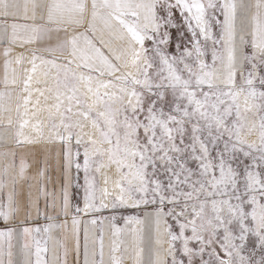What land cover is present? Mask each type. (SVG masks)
<instances>
[{
    "label": "snow or ice",
    "instance_id": "obj_1",
    "mask_svg": "<svg viewBox=\"0 0 264 264\" xmlns=\"http://www.w3.org/2000/svg\"><path fill=\"white\" fill-rule=\"evenodd\" d=\"M54 34L49 58L14 52ZM0 44V99L11 101L9 85L18 101L25 94L16 118L0 105V127L13 130L0 140L63 145L55 181L49 153L29 162L21 152L17 164L15 149L0 151V264H49L47 240L36 236L56 225L23 226L34 207L48 220L71 214L75 248L61 243L57 264L73 253L81 264L79 226L104 220L117 239L106 255L103 230L90 248L85 227L82 264H264V0H0ZM41 66L46 78L48 66L56 70L55 103L40 108L37 99L29 113L33 92L51 98L33 87ZM113 165L115 179L104 172L98 189L96 174ZM141 206L151 208L147 249ZM102 210L113 214L98 217ZM125 232L131 245L122 250Z\"/></svg>",
    "mask_w": 264,
    "mask_h": 264
},
{
    "label": "rangeland",
    "instance_id": "obj_2",
    "mask_svg": "<svg viewBox=\"0 0 264 264\" xmlns=\"http://www.w3.org/2000/svg\"><path fill=\"white\" fill-rule=\"evenodd\" d=\"M18 2H20L22 4V0H18ZM30 2H31V0H30ZM37 2H38V0H37ZM48 43H50L52 45H54L56 43L55 34L53 36V40L50 42L36 43L33 45H28L25 48L16 47V48H14V52L15 53L23 52L26 57L30 58L31 49L35 48L38 50V54L43 55L45 58H49V53L43 51V48ZM113 43L115 45H119L118 41L113 40ZM51 55L54 57H58L61 55V53L54 52ZM208 59L210 62V56L208 57ZM37 63L39 64V61ZM30 67H31V65L28 64L27 62H25L19 68V74L21 77V84L19 85L20 88L23 87L22 80H23V77L25 75L24 69L30 68ZM73 67H75V66L73 65ZM48 69H50V75H49V77L46 78L42 75V72L45 70L44 66H41L40 68H38L37 73L34 74V79L38 77L43 82L41 84L33 83V87L44 89L45 90L44 95L49 96L51 98L48 100H45L43 96H39L38 93L33 92L32 97H31V102L29 104V113H31V111H32V104H34L37 99H39V101H40V103H39V105H37V107H40V108L46 109L49 105H52L55 103V93L57 90L56 89V81H55L56 70L51 69V66H48ZM61 79H63V73H61ZM78 86H81V85L78 84ZM14 88H15L14 92H16V86H14ZM48 88H51L52 91L51 92L47 91ZM60 90L64 91V89L62 87ZM23 95H25V94L20 93L21 99L19 101L16 99V95H15V97H14V104L15 105H16V103H20L21 105L23 104V100H22ZM21 111H23V108H21ZM53 111H54V109H53ZM74 111H75V106H74ZM69 115H72V114H69ZM14 116L16 118V113ZM39 116L41 119H46L47 118V111H41L39 113ZM58 119L59 118L56 117L57 122H58ZM7 131L9 132V135H11V132L13 130L8 129ZM25 131L26 132L30 131V129H26ZM252 138H254V137H250L249 139H252ZM9 141H10V146L8 147V149L9 150L15 149L17 152V164L19 162V154L21 152H23L28 157L29 162H31L33 155L36 153H49L52 157V161H51L52 166L50 167V169L48 171V175L53 178V181H55V178L58 174L57 173V167H56V157H57V153H62V149H63V145L61 144V142L55 141V142L49 143L48 141L44 140V141H41L40 143H37V144H32V145L24 144V145L18 147L12 142L11 139H9ZM71 148H72L73 152L76 151L75 137H73V139L71 141ZM3 150L4 149H0V151H3ZM80 151H81L80 162L83 163V157H82L83 148L82 147L80 148ZM60 158L62 159V156ZM104 160H106V157L104 158ZM32 171L33 170H31V169L29 170V175L32 174ZM104 172H107L111 179H115V166L114 165L109 167L108 169H101V172L96 174V181H97V188L98 189L104 187V184H103V173ZM72 177H73V183H76L77 181L81 185L84 183V173L82 170L79 173H77L75 168L73 167ZM33 183H35V181H33ZM48 187H49V190L51 191L53 188V185L49 184ZM108 187H109V190H111V188H112L111 180L108 184ZM98 195H99V193H98ZM39 202H41V205H40L42 207L41 212H43V210H44L43 198H41ZM81 206H82V202H81ZM146 211H151V208L150 207L145 208L144 206H141L139 216H141L142 213L146 212ZM112 214L113 213L111 212V210H102L100 213H97L96 215L98 217L99 216L107 217V216H111ZM135 214L136 213H134V212H124L123 213V215H135ZM116 215H117V221L115 223L117 224L118 227L122 226L124 228V221L122 219H119L121 213L117 212ZM82 218L84 219V221H89L92 219V216H81V219ZM38 221H39V224L41 226H44L45 223L49 222L45 216H39ZM112 223L113 222L110 220H104V222L102 224H97L95 226L91 225V224H85L84 223V228L87 227L89 230V234L93 235L92 240H93V242H95V246H99L98 240H99V233H100L101 229L103 230L104 239H106V237L109 239L110 238L109 236H114L112 233V226H111ZM70 232H71L70 234H72L73 230H70ZM70 234L66 235V237H65L66 239L63 240V243L66 247H69V249H73V247H72L73 240H72V238L69 239V237L71 236ZM68 241H69V244H67Z\"/></svg>",
    "mask_w": 264,
    "mask_h": 264
},
{
    "label": "crops",
    "instance_id": "obj_3",
    "mask_svg": "<svg viewBox=\"0 0 264 264\" xmlns=\"http://www.w3.org/2000/svg\"><path fill=\"white\" fill-rule=\"evenodd\" d=\"M23 2H24V0H22V4H23ZM4 46L5 45L0 44V52H2V49ZM3 77H4L3 58H2V56H0V92L6 91V87L3 83ZM8 89L13 90V92L15 91V88L13 85H9ZM14 97H15V92L13 94L11 101H9L7 99V97L0 99V105H7L9 103L12 105L13 110H14L13 116L15 115ZM14 118H15V116H14ZM5 130L7 131L8 129L0 127V134H3L5 132ZM9 146H10V141H8V143L5 144L2 140H0V149H5V148H8ZM40 205H41V202H39V208H40V210H42V207ZM146 212H149V211H146ZM146 212H143L142 215L140 216L141 220L145 221V223L138 226V227L143 229L142 246L145 249H147L149 247L150 239H151V233L149 231V226L151 224V221L149 218L145 217ZM51 214L54 216V219L48 220L49 222L45 223V225L46 224H53V225H56V227L51 228L49 233H47V234L41 232L39 235L36 236V239L41 240L42 246H45L44 241L47 240L46 247L48 248V252L46 254H44V256L49 261V264H57L56 257L59 255H62V252H63V249L60 247V245H61V243H63V240L66 239L65 238L66 235L71 233L70 230H73V225L71 222V220H72L71 214L67 217H65L63 215L56 216L55 212H52ZM19 219H24L23 213L20 214ZM64 220H67V222H68L66 228H62L59 226L62 224V222ZM81 220L84 221L83 218ZM0 226H2V223H0ZM23 226H28V227L41 226L39 224V221H38L37 211H36L35 207L32 209V219L26 221ZM41 227H43V226H41ZM79 227H80L79 243H80V249H81V264H82V261H83V245H84V223L82 222ZM121 228H123V227L121 226ZM70 235L71 236L69 237V239L72 238V240H73L72 247L74 249L75 244H76L74 232H72V234H70ZM92 236H93L92 234H89V241L88 242H89L90 248L94 244V242L92 240ZM109 237H110L109 239L106 237L107 240L104 239V246H105L106 255L108 253V250H109L112 242L117 239L115 236H109ZM119 239L123 241L122 250H123V247L131 245V236L127 232L123 233ZM67 244H69V241ZM96 247H98V246H96ZM147 258H148L147 252H145L144 259L147 260ZM68 260H69V264H74V260H75L74 253L69 255ZM124 264H132V262L129 259H125Z\"/></svg>",
    "mask_w": 264,
    "mask_h": 264
}]
</instances>
